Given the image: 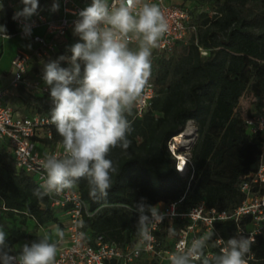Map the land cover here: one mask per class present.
<instances>
[{"label":"trees","instance_id":"obj_1","mask_svg":"<svg viewBox=\"0 0 264 264\" xmlns=\"http://www.w3.org/2000/svg\"><path fill=\"white\" fill-rule=\"evenodd\" d=\"M9 2L0 0V24L6 25L7 34H13L16 26ZM52 3L39 0V11L56 16L49 10ZM186 6L196 31L186 42H177L169 53L152 51L155 95L141 116L135 114L134 108L128 116L133 129L127 137L129 147H115L109 153L119 174L113 176L107 197L92 198L84 178L73 187L88 212L83 216L82 230L91 243L97 235L119 245L134 242L138 220L135 207L141 198L150 205L177 201L180 208L204 199L207 206L231 209L243 199L240 176L258 167L262 137L248 131L245 119L253 114L264 115V0H197L193 6ZM198 6L204 8L197 9ZM69 46L43 62L70 56ZM32 69L42 79V61H35ZM15 93L23 105L31 103L37 108L32 112L50 116V94L33 93L23 85ZM245 94L250 97V107L242 113L238 105ZM190 120L195 131L190 145L191 179L176 171L175 159L168 149L171 137L182 132ZM50 129L51 138H40L43 145L62 144L55 126ZM37 188L41 187L34 174L17 168L10 151L1 144L0 211L4 217L11 220L19 216L21 224L33 219L35 225H61L59 210L51 207L47 195L42 199L34 195ZM249 219L244 216L240 223L245 226ZM216 228L226 241L243 235L237 233L232 220L220 221ZM7 234L12 245L28 237L24 228L13 224ZM157 234L162 246L166 245L165 231ZM251 249L254 258L248 264H264V228ZM131 264H158V258L141 255Z\"/></svg>","mask_w":264,"mask_h":264},{"label":"clouds","instance_id":"obj_2","mask_svg":"<svg viewBox=\"0 0 264 264\" xmlns=\"http://www.w3.org/2000/svg\"><path fill=\"white\" fill-rule=\"evenodd\" d=\"M21 3L13 20L20 22L23 37L29 38L39 0ZM49 10L58 11L59 0H53ZM75 15L72 28L78 41L68 47L71 55L42 61V79L53 105L50 122L62 138L64 155H46L44 183L34 190L39 199L71 189L82 178L92 198L107 197L113 176L119 174L109 153L130 145L127 137L133 129L128 116L149 86L152 50L169 27L160 7L146 0H91ZM0 36L9 39L6 25L0 24ZM160 207L147 204L145 198L136 203L137 256L150 247L152 229L167 216ZM56 235L62 240L64 233L57 229ZM211 238L209 234L190 244L181 241L169 256L170 264H248L253 238L233 236L226 242L220 238V252L210 259L205 249ZM57 252L58 244L47 236L24 242L17 249L0 226V264H56Z\"/></svg>","mask_w":264,"mask_h":264},{"label":"built area","instance_id":"obj_3","mask_svg":"<svg viewBox=\"0 0 264 264\" xmlns=\"http://www.w3.org/2000/svg\"><path fill=\"white\" fill-rule=\"evenodd\" d=\"M109 2L111 3L112 0ZM146 2L157 4L169 25L158 47L152 51L169 53L177 42H186L189 35L196 31L195 24L190 23L189 8L181 1L146 0ZM16 3V0L9 2L12 18L14 13L20 10L16 7ZM84 8L80 0H59L56 16H48L39 11L31 17L34 26L29 38L23 37L21 24L15 20H13L16 26L15 33L7 34L29 41L33 47L15 52L10 61L12 68L10 82L0 87V138L7 140L15 166L33 173L40 187L46 176L42 167L46 155L63 156V145L57 143L47 147L46 151L39 149L40 145L44 146L40 141L41 137L51 138L50 127L53 124L50 122V116L43 112L17 113L8 100L15 94L19 85H23L33 93L50 94L49 87L42 82L39 75L36 74V78L27 75L29 62L31 60L41 62L53 58L57 51L65 49L68 46L66 35L73 34V21L77 18L75 14ZM39 28L42 32L36 31ZM132 47H135V44ZM152 77L151 68L149 86L143 93L142 101L134 107L137 116H141L150 106L155 95ZM245 124L250 133L260 134L262 138L259 141V164L256 171L240 176L239 188L243 193L241 202L227 210L207 206L204 199H200L198 203L188 208H180L177 201L154 204L160 205L161 212L167 213V216L152 229L154 240L150 247L141 250L138 256L134 254V245L138 241V236L134 242L125 245L106 241L101 235L95 236L92 243L85 238L82 221L84 214L88 212L76 189H65L61 193L47 195L51 207L65 216L61 220L59 229L64 233L63 239L57 236L55 240L58 244L56 264H131L141 255L157 257L158 264H170L169 256L181 241L190 244L193 239L209 234H212V238L208 242L205 254L211 259L222 247L220 238L223 237L217 230L216 223L226 220L235 222L238 234L255 240L256 235L264 228V193H262L264 191V115L253 114L245 119ZM177 135L172 136L168 141V149L175 159L176 171L181 176H188L191 179L193 166L190 146L179 148L174 143ZM244 216L250 217L245 226L240 223ZM162 230L166 233V245H163L165 247L162 246L163 242L157 234ZM223 240L226 242L224 238ZM253 258L254 253L251 249L246 259L249 262Z\"/></svg>","mask_w":264,"mask_h":264},{"label":"rangeland","instance_id":"obj_4","mask_svg":"<svg viewBox=\"0 0 264 264\" xmlns=\"http://www.w3.org/2000/svg\"><path fill=\"white\" fill-rule=\"evenodd\" d=\"M176 1H183V0H176ZM188 1V2H186ZM197 0H185V4L188 6H193V2L196 3ZM199 2V1H198ZM204 8V6H198L197 9ZM196 10V9H195ZM67 39L68 44L72 45L73 43L78 41V37H75L73 34L68 33L65 37ZM2 40V47H0V75L3 78V81L5 82L10 75V59L11 56L14 54L15 50L20 48L21 45L24 43L25 40H22L21 38L14 36L9 37V39L1 38ZM35 64V60H31L28 65V76H33V65ZM20 109L25 112H32L35 111L37 108L31 104L28 103L27 105H23L20 103ZM250 107V97L249 95L245 94L239 102L238 110L242 113L245 112L246 109ZM195 137V131L193 122L187 121L183 131L177 135L176 140L174 143L179 148H187L190 146L194 140ZM46 148L49 147L48 145H44ZM20 226L26 230L28 233V237L26 238H20L17 241V248L20 244L24 242H28L34 239H37L39 237L47 236L49 239L53 238L55 234L53 233V229H55L56 225L53 222H48L45 225L39 227L38 225H35L32 221L26 220L25 224L20 223L19 216H15L13 219H8L6 217L0 218V226L3 227V229L7 233V229L11 225ZM19 244V245H18Z\"/></svg>","mask_w":264,"mask_h":264},{"label":"crops","instance_id":"obj_5","mask_svg":"<svg viewBox=\"0 0 264 264\" xmlns=\"http://www.w3.org/2000/svg\"><path fill=\"white\" fill-rule=\"evenodd\" d=\"M16 2H17L16 3V7L20 9V2H19V0H16ZM81 2L84 4L85 7H87L91 3V0H83ZM186 2H188V1H186ZM36 31L37 32H42V29L39 28ZM9 37H14V36H9ZM1 38H4V37L3 36H0V47H2V40H1ZM22 40H24V39H22ZM31 47H33L32 43L29 42V41H27V40H25L24 43L21 45V47L18 48V49H16L15 52L17 50H19V49L28 50ZM15 52H14V54H15ZM13 55L11 56V58L13 57ZM10 61H11V59H10ZM9 68H10V75H9V78L5 82L3 81V78L0 75V87H3V86L8 85V83L10 82V79L12 77L11 63L9 64ZM37 75H36V73H33V76H31V77L36 78L35 76H37ZM8 101H9V104L16 110L17 113H31V112L22 111L20 109V106L19 105L22 102L19 99V97L16 96V93L13 96H11ZM1 144H5L6 145V149L9 150V147H8V144H7V140L0 138V146H1ZM39 149H42V151H46L47 150V148L45 146H42V145L39 146ZM1 204H2V199L0 198V208H1ZM0 218H4V214L1 211H0ZM64 218H65V216L60 215V219L61 220H63ZM28 220L29 221H32L35 224V221L33 219H28ZM55 225H56L55 229L52 230L53 233L55 234V236L53 238H50V241L51 242H55V240L57 238V235H56L57 229H60V225H57V224H55ZM38 226L41 227V225H38ZM13 246L15 248H17V242Z\"/></svg>","mask_w":264,"mask_h":264}]
</instances>
